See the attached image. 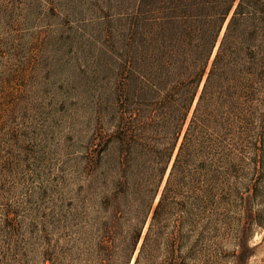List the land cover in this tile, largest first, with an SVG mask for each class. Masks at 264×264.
I'll return each mask as SVG.
<instances>
[{
	"label": "rangeland",
	"instance_id": "374dc122",
	"mask_svg": "<svg viewBox=\"0 0 264 264\" xmlns=\"http://www.w3.org/2000/svg\"><path fill=\"white\" fill-rule=\"evenodd\" d=\"M190 7L189 0H0V264L120 258L99 229L108 214L99 208L100 159L115 155L109 146L127 102L129 62L175 55L161 47H173L171 16ZM259 113L243 162L232 170L213 156L200 202L211 216L193 219L191 202L165 206L142 224L125 264L134 263L149 226L156 248L139 264H264Z\"/></svg>",
	"mask_w": 264,
	"mask_h": 264
},
{
	"label": "trees",
	"instance_id": "16d2710c",
	"mask_svg": "<svg viewBox=\"0 0 264 264\" xmlns=\"http://www.w3.org/2000/svg\"><path fill=\"white\" fill-rule=\"evenodd\" d=\"M189 2L188 10L171 16L177 26L173 47H161L175 55L129 62L127 102L117 112L109 146L115 155L100 159L105 168L97 178L99 208L108 214L98 218H106L99 229L105 247L120 253L114 264L129 260L142 224L149 215L152 223L169 204L182 210L191 202L193 219L211 216L200 202L213 156L218 153L234 170L244 149L255 145L256 122L263 118L264 0ZM150 228L133 264L156 248L149 243Z\"/></svg>",
	"mask_w": 264,
	"mask_h": 264
}]
</instances>
